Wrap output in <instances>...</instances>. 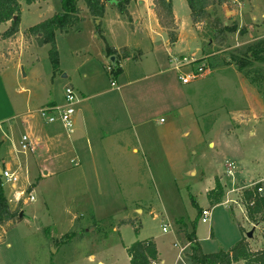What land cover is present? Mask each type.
I'll use <instances>...</instances> for the list:
<instances>
[{
    "label": "rangeland",
    "instance_id": "1",
    "mask_svg": "<svg viewBox=\"0 0 264 264\" xmlns=\"http://www.w3.org/2000/svg\"><path fill=\"white\" fill-rule=\"evenodd\" d=\"M169 1L172 44L149 8L152 0L131 1L127 14L105 3L99 24L78 0L82 20L54 35L56 68L50 44L39 45L25 31L61 11L60 0L21 2L18 30L9 38L1 34L11 22L0 24V110L7 109L0 111V168L9 163L17 177L12 183L0 175V184L9 208L23 213L0 225V264H129L125 248L144 239L157 249L151 264H190L179 248L189 252L185 233L194 219L204 253L227 249L242 236L253 249L264 245V221L250 223L240 203L241 191L256 182L264 194V85L251 84L228 56L264 39V0H222L208 8L236 26L221 46L207 44L211 31L205 21L192 23L185 0ZM112 57L116 75L109 70ZM198 66L203 71L189 83L178 80ZM66 87L76 100L73 131L58 126L56 140H36L39 127L57 125L38 109L63 105ZM22 135L32 151L20 150ZM74 142L80 153L92 149L90 174L82 173ZM226 163L234 165L231 174ZM214 176L224 196L209 204ZM203 208L210 210L206 222ZM127 219L133 224H120Z\"/></svg>",
    "mask_w": 264,
    "mask_h": 264
},
{
    "label": "trees",
    "instance_id": "2",
    "mask_svg": "<svg viewBox=\"0 0 264 264\" xmlns=\"http://www.w3.org/2000/svg\"><path fill=\"white\" fill-rule=\"evenodd\" d=\"M40 0H0V24L10 21V26L5 29L1 38L6 39L13 36L18 30L20 3L31 4ZM78 0H60L61 11L54 13L47 19H44L25 31L29 35H35L39 45L49 43V56L54 68L57 67V53L54 46V35L56 32H67L82 20L77 6ZM90 16L100 23V18L104 15L105 3L114 5L120 14H127L128 4L136 0H83ZM190 19L193 24L205 21L211 31L208 45L214 43L218 46L225 44L228 34L236 29L235 24L229 25L221 21L218 16L208 11L209 7L220 4L222 0H185ZM153 9L160 27L164 28L168 41L172 43L176 40V26H174V15L171 2L166 0H152ZM13 16L15 19L13 20ZM99 26V25H98ZM173 28V29H172ZM167 29V30H166ZM99 31V28L97 29ZM122 58L128 57L126 48L120 50ZM115 49L109 48L108 55H115ZM230 61L236 66L237 70L242 72L251 84L256 87L264 85V39L248 44L244 49L236 50L230 53ZM109 70L114 75L120 72L119 66L110 64ZM53 105V104H50ZM260 182H256L250 188H244L241 191L240 203L243 206L246 218L254 224L264 221V194L258 192ZM224 196V184L218 176H214L213 186L207 190L206 198L209 204L220 203ZM191 204L195 205L193 199ZM19 203V201H18ZM199 210V209H197ZM201 211V210H200ZM20 209H10L7 199L3 193L0 184V225L8 221H18ZM198 214V213H197ZM132 223L133 220L127 219L120 221L122 223ZM196 220L191 221V230L185 233V239L188 241L189 252H185L186 258L190 264H232L241 261L243 264H264V245L257 248H251L249 240L242 236L229 248H218L214 252L204 253L201 251L196 239L194 229ZM242 231V228H240ZM129 264H151L157 260L158 253L156 246L151 239L137 240L125 248Z\"/></svg>",
    "mask_w": 264,
    "mask_h": 264
},
{
    "label": "built area",
    "instance_id": "3",
    "mask_svg": "<svg viewBox=\"0 0 264 264\" xmlns=\"http://www.w3.org/2000/svg\"><path fill=\"white\" fill-rule=\"evenodd\" d=\"M184 60V58H183ZM189 63H185L183 66L184 68L189 67ZM175 69H179L178 66L175 67ZM203 68L202 66H198L196 68V72L189 73V74H178L177 78L181 83L187 84L191 81V79L195 78L196 74L198 72H202ZM113 84V83H112ZM76 103L73 89L70 87L65 88L64 92V104L61 106L58 105H45L38 109V115L45 120L46 123L54 124L59 123L60 126L64 129V131L69 134L73 131V114H74V108L73 105ZM20 150L21 151H32L33 147L32 144L26 135L21 136V140L19 142ZM227 167V173L231 174L232 170L234 168V165L232 163H226ZM1 175L6 179V181L9 182H16L17 177L15 173L10 171L9 168H5L1 170ZM262 191V187L258 188V192ZM29 200H33L32 196H29ZM210 210L208 208H203L200 211V220L201 222H206L209 216ZM167 230V226L165 224L162 225V231L165 232ZM263 242H264V236H263ZM175 245V244H174ZM176 246V245H175ZM185 249V246H181L179 248V252H183Z\"/></svg>",
    "mask_w": 264,
    "mask_h": 264
},
{
    "label": "crops",
    "instance_id": "4",
    "mask_svg": "<svg viewBox=\"0 0 264 264\" xmlns=\"http://www.w3.org/2000/svg\"><path fill=\"white\" fill-rule=\"evenodd\" d=\"M142 4V3H141ZM151 6H153V4H151L150 6H149V8L151 9ZM43 104H45V103H43ZM42 104V105H43ZM46 104H54V102H46ZM4 110V109H3ZM1 111V110H0ZM7 111V109L5 108V110L4 111H1L2 113H5ZM10 114H12V113H9L8 115H6L4 118H5V120H7V118H10L11 116H13V114L12 115H10ZM10 115V117H8ZM1 120H3L4 121V119H1ZM0 120V121H1ZM2 124V123H1ZM57 125L56 126H48L47 128H45V127H39V128H41L40 129V134H41V136H36L35 137V139L36 140H41L42 138H43V140H45L46 141V144H47V140H50V142H51V139L54 141V140H56V138H57V133H55L56 131H57V129H58V126H60V124L59 123H56ZM43 128V129H42ZM4 129V128H3ZM12 129H13V125L12 126H9V127H6L5 128V130L4 131H6V133L7 134H5V133H3V134H1V140L2 141H6L7 139H8V136H10L9 134H11V132H12ZM2 131V129L0 128V132ZM103 136V135H102ZM79 145H77L75 142L73 143V144H71V149H72V151L73 152H75V155H77V158H78V160L83 164V166H84V171H82V173L83 172H85V173H91V172H93V171H88V169L86 168L87 166H91V165H93L94 163H93V158L91 157L92 156V149L91 148H85V152L84 153H80L79 151H80V149H81V147H78ZM46 150L48 151V147L46 148ZM136 152L137 150H136V148L135 147H132L131 148V152ZM88 158V159H87ZM86 161V163H85V161ZM6 168H10V164L9 163H7L6 164V166H5ZM0 170H2L1 168H0ZM0 175H1V172H0ZM99 177H100V175H99ZM243 209V208H242ZM243 213H244V210H243ZM245 215V214H244ZM250 222V221H249ZM251 223V222H250ZM253 224V223H252ZM258 224H260V222L259 223H257V224H255L256 226L258 225ZM241 238V237H240ZM239 238V239H240ZM238 239V240H239ZM236 242V241H235ZM187 245H188V247H189V243H187ZM232 245V244H231ZM230 245V246H231ZM183 246H185L186 247V245H183ZM229 246V247H230ZM228 247V248H229ZM184 253H185V251H183ZM185 255V254H184ZM186 257V256H185ZM239 262H241V261H238V262H235V263H232V264H236V263H239ZM103 264V262L102 261H98L97 262V264ZM243 264V263H242Z\"/></svg>",
    "mask_w": 264,
    "mask_h": 264
},
{
    "label": "water",
    "instance_id": "5",
    "mask_svg": "<svg viewBox=\"0 0 264 264\" xmlns=\"http://www.w3.org/2000/svg\"><path fill=\"white\" fill-rule=\"evenodd\" d=\"M103 1H107V0H103ZM166 2H168V0H166ZM151 7H153V6H151ZM226 14H227V12H226ZM13 20L15 19V16H13V18H12ZM111 62H112V64L114 63V57H112L111 58ZM20 73H21V76L22 77H25V73H24V71H23V68H22V66H20ZM0 172H1V170H0ZM193 174L194 172H193V170H189V172H187V174ZM19 217H23V213L22 212H19ZM246 237L247 238H250L251 237V232H248L247 234H246Z\"/></svg>",
    "mask_w": 264,
    "mask_h": 264
}]
</instances>
